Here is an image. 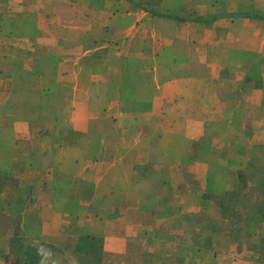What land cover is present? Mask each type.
I'll return each instance as SVG.
<instances>
[{
  "label": "crops",
  "instance_id": "obj_1",
  "mask_svg": "<svg viewBox=\"0 0 264 264\" xmlns=\"http://www.w3.org/2000/svg\"><path fill=\"white\" fill-rule=\"evenodd\" d=\"M2 1L0 264L19 236L37 264H264V216L248 228L227 199L264 171V136L223 134L264 110V82L246 84L252 58L264 74V0ZM59 25L72 101L18 85L30 65L6 50L49 47Z\"/></svg>",
  "mask_w": 264,
  "mask_h": 264
},
{
  "label": "rangeland",
  "instance_id": "obj_2",
  "mask_svg": "<svg viewBox=\"0 0 264 264\" xmlns=\"http://www.w3.org/2000/svg\"><path fill=\"white\" fill-rule=\"evenodd\" d=\"M114 1H116V0H114ZM5 2H3V1L1 2V3H3L0 7L1 8L0 10H2V11L5 10V9H3L5 6ZM89 8H92V7L89 6ZM88 10H90V9H88ZM248 10L249 9H244V10H242V12L240 11V14H244L246 12L248 13ZM54 11H58V12H56V14L54 16L57 19L59 24L61 21L63 22L62 18H64V20H66V21L68 19L72 18V13H71L72 11L69 9H54ZM90 15L93 16L94 13L88 14L87 16L90 17ZM26 30L29 31L28 29H26ZM64 32H65V30L64 31L62 30L61 25H59L57 29H52V33H54V36H55L54 41H57V42L53 45H50L49 47H47L46 45H42L38 42L36 43V45H30V46L12 45L11 50H9L8 47H6V50H8L7 52H10V54H12V53L17 54L22 59V61L26 60V61H28L27 62L28 65H30V66H28L27 73L29 74V77H33V78H21L20 77L17 79L18 85H22V86L27 87V88L39 87V86H43L45 88L46 87H53V90H55L56 88H59L58 86H60V88H61L59 91L60 98L64 99V101H68L69 99H71V101L73 100V95H72L73 84L72 83H74V82L71 81L72 79H68V80L62 79V78H59L58 75L56 76L57 79H56V77H54V75H56L58 73V71L62 74V72L66 69L65 64L63 63V61L60 59V57L57 54L58 49L59 48L61 49L62 46H64L63 45L64 40L62 41V37H63ZM58 34H60L59 39L57 38ZM59 41H61V42H59ZM28 49L30 51V55L25 56ZM252 61H253V63L251 65H253V66H252L251 70L254 71L253 72L254 77L251 80H249L247 78V80H249V81L246 82V84L249 85V87H251V88H255L257 86V83L264 82V74H261L262 72H260V67H261V64H263V63H262V61L260 62V59H258L256 57L252 58ZM54 63H55V66L53 67L52 64H54ZM58 65H61V66L58 67ZM53 68L55 70V73L53 72ZM232 69H235V68H232ZM140 80L142 81V79H140ZM58 82L60 84H58ZM81 82L87 83L88 79L87 78L82 79ZM47 85H49V86H47ZM225 86H227V84L224 85V87ZM260 88L261 89H259L257 91V95H256L257 99L260 98L261 96H262V99L264 98V93H263L264 89L262 91V88H264V85L261 86ZM256 89H257V87H256ZM124 97H125L124 100H129V99H134L135 95H132L131 93H127V94H125ZM44 99H45V101L46 100L48 101V105L50 106V110H49V108L45 109V111L42 110L41 115H44L45 117H47L48 115H54L55 111H54V109H52L51 106L54 107V102L56 101L55 94L53 93L52 95H50L49 98H44ZM248 112H250L251 113L250 115L255 119V121L252 124L247 125V123L245 122V124L242 125L245 118L235 120V122H234L235 124L231 125V127L229 129H227L226 127H223V131H224L223 134L227 136V135L231 134L232 132H236L237 134H240V133L242 134V132H243V136H245L244 133L245 132L247 133L248 131H250L248 133V136L249 135L257 136V137L264 136V110H255V111H248ZM230 115H232V114H230ZM240 115H241V117H244L243 114H240ZM37 116H38V114L36 115L35 112L27 113V115H25V117L28 119H33V118H36ZM236 116L237 115L235 114L234 117L236 118ZM239 124H241V125H239ZM243 127H245L246 129L241 130ZM237 136L242 137V135H236V137ZM71 139H72V137L70 136V145L72 144ZM220 146L221 145H219V148H222V146L221 147ZM261 148H264V147L261 146ZM225 159L230 161L234 158H232L229 155ZM237 160H238L240 165H247V166H251L249 168H255L253 166V163L251 162V160H247L245 158H242L241 160L240 159H237ZM247 174H248L247 176H245L244 173H240L238 175L240 180L242 181V184H244L243 185L244 189L240 190V192H238L237 195L227 196V199L231 203H233V205H236V209L238 210L237 212L241 215L242 219H246V221H243L241 224L244 226H248V228H251L255 224V221L258 220V216L256 215L257 213H260L264 216V200H263V197L259 200V202L257 203V206H254L252 204V198L256 194V189H253L252 187L254 186L255 188H257L260 186L261 188H264V171L258 170L252 178L249 177L251 173H247ZM248 183H249V186H248ZM251 183H252V185L254 183L255 184L257 183V184H256V186L254 184L253 186L251 185V187H250ZM259 193H264L263 189L258 190V194ZM258 194H256V195H258ZM250 218H251V221L249 222L248 220H250ZM16 232H17V235H19L20 231H16ZM239 236L244 238V239L247 238V235H245L244 233H241ZM16 241H17L16 243L12 244L11 253L16 260L18 258V260H19L18 263L25 264V262L28 260L29 255L25 256V254H23V253L26 250V248H25L26 246H31L29 244L30 242L27 240L23 241V238L20 236L17 237ZM36 247H40V246L38 245ZM37 251L38 250H36L34 252L37 254L38 253ZM31 256H32V254H31ZM25 258H27V259H25ZM36 258H37V262H38L39 261V254Z\"/></svg>",
  "mask_w": 264,
  "mask_h": 264
},
{
  "label": "trees",
  "instance_id": "obj_3",
  "mask_svg": "<svg viewBox=\"0 0 264 264\" xmlns=\"http://www.w3.org/2000/svg\"><path fill=\"white\" fill-rule=\"evenodd\" d=\"M26 248V250H25V252L23 253V254H25V256L26 255H29L28 256V260L25 262V264H37V254L34 252V251H36L37 250V247H35L34 245L33 246H26L25 247ZM35 254H34V253ZM31 254H32V256H31ZM25 259H27V258H25ZM18 258H17V264H20V263H18Z\"/></svg>",
  "mask_w": 264,
  "mask_h": 264
}]
</instances>
